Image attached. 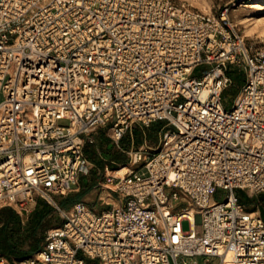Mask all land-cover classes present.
<instances>
[{"label": "built area", "instance_id": "obj_1", "mask_svg": "<svg viewBox=\"0 0 264 264\" xmlns=\"http://www.w3.org/2000/svg\"><path fill=\"white\" fill-rule=\"evenodd\" d=\"M248 1L213 12L178 0H0V207L43 199L63 219L33 255L0 264H223L230 253L264 264V218L238 195L264 194V48L231 18ZM231 69L246 79L227 105ZM158 120L156 148L105 167L99 187L117 206L61 207L55 197L90 170L98 128L119 143Z\"/></svg>", "mask_w": 264, "mask_h": 264}, {"label": "rangeland", "instance_id": "obj_2", "mask_svg": "<svg viewBox=\"0 0 264 264\" xmlns=\"http://www.w3.org/2000/svg\"><path fill=\"white\" fill-rule=\"evenodd\" d=\"M181 3H185L189 6L195 7L204 11H217L223 9L226 6H229L233 3L234 0H178ZM259 1L261 7L259 8H248L245 5L250 4V2ZM238 11H231V18L234 19V23L242 30L243 34L246 35L250 40L256 43L258 47L264 48V0H249L246 4L237 5ZM246 12V13H245ZM237 14L245 15L248 17L260 18V22H255L250 25L249 28L245 27V24L238 23ZM233 15V16H232ZM260 23V24H259ZM253 26V27H252ZM256 26V27H255ZM255 27V28H254ZM252 29V30H251ZM255 30V31H254ZM250 32V33H248ZM248 34V35H247ZM209 67L207 65L199 66L194 74H201L205 72ZM238 73H241L243 81L241 84H232L224 92V102H227V105H230L236 96L239 94L241 87L243 86L246 75L243 70L237 69ZM3 100V97L0 96V102ZM69 121L67 119H61L59 121L60 125H68ZM166 122L164 120H158L154 123H151L148 126H145L141 123H134L132 127L125 133L124 137L119 141V143L114 142L108 134V131L105 127L98 128L94 133L95 142L89 144L85 148V155L90 162V170L87 174H84L80 177V185L88 188V186L96 185L103 181L105 176V167L108 166L110 169H115L123 163L129 162V154L132 148H137L144 144H147L149 147L156 148L160 142L162 129L165 126ZM226 195L225 191H218L214 194L216 200H222ZM238 195L243 197L244 203L247 205L248 209L251 211H257L264 218V194L259 195H250L247 191H238ZM61 196H56V201L59 202ZM40 200V199H38ZM36 203L27 205L26 210H17L21 216L23 223H27L28 218L32 211L35 209ZM43 200V199H41ZM74 195H72V206L74 203ZM87 204V202H85ZM188 204L182 200L176 203V208L182 209L187 207ZM64 207V206H63ZM62 207V208H63ZM2 208V207H0ZM65 208V207H64ZM104 208H108L105 204H102L100 201L95 203L93 209L96 211H101ZM55 209V208H54ZM63 221L61 214L55 209L53 216L50 218L51 228L58 226ZM1 225V223H0ZM183 228L185 230L189 229V223L185 221L183 223ZM79 256L84 258L86 261H91L82 252L79 253ZM198 264H205L207 260L213 264H219L220 260L213 257H197ZM13 263V261H11Z\"/></svg>", "mask_w": 264, "mask_h": 264}, {"label": "trees", "instance_id": "obj_3", "mask_svg": "<svg viewBox=\"0 0 264 264\" xmlns=\"http://www.w3.org/2000/svg\"><path fill=\"white\" fill-rule=\"evenodd\" d=\"M229 73L234 84H241L243 78L237 69H231ZM223 98L226 99L224 96ZM239 197L244 202L243 197ZM54 212L53 206L40 199L27 223H23L20 214L13 207L0 208V254L10 261L33 255L44 243L46 232L51 228L50 218Z\"/></svg>", "mask_w": 264, "mask_h": 264}, {"label": "crops", "instance_id": "obj_4", "mask_svg": "<svg viewBox=\"0 0 264 264\" xmlns=\"http://www.w3.org/2000/svg\"><path fill=\"white\" fill-rule=\"evenodd\" d=\"M72 195H74V199H76L74 200V203L84 201L87 202V205H89L91 208H93L95 203L99 201L102 204L108 206V208H112L119 204L117 195L108 191L107 189L99 187L98 184L92 186L90 185L88 188H86L84 184L82 186L80 183H78L73 191L59 198L61 207L64 206L65 208H63L66 210L72 208Z\"/></svg>", "mask_w": 264, "mask_h": 264}, {"label": "bare ground", "instance_id": "obj_5", "mask_svg": "<svg viewBox=\"0 0 264 264\" xmlns=\"http://www.w3.org/2000/svg\"><path fill=\"white\" fill-rule=\"evenodd\" d=\"M246 7L248 8H259L261 7V4L259 1H254V2H250V4H247L245 5ZM238 8H236L234 11H238L237 10ZM246 13V12H245ZM233 16V15H232ZM237 17H238V20L239 22L238 23H243V25L245 24V27L246 28H249L251 24L255 23V22H260V18H255V17H248V16H245L244 14L241 15V14H237ZM233 18V17H232ZM234 20V19H233ZM264 20V19H263ZM260 24V23H259ZM253 27V26H252ZM256 27V26H255ZM254 27V28H255ZM252 30V29H251ZM255 31V30H254ZM250 33V32H248ZM248 35V34H247ZM192 209H190L189 212H191ZM190 216H192V214H190ZM223 264H234V259L232 257V254H228L226 257H225V261Z\"/></svg>", "mask_w": 264, "mask_h": 264}]
</instances>
